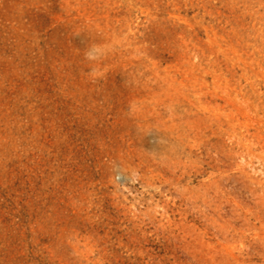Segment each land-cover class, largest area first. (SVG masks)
<instances>
[{
  "label": "rangeland",
  "instance_id": "1",
  "mask_svg": "<svg viewBox=\"0 0 264 264\" xmlns=\"http://www.w3.org/2000/svg\"><path fill=\"white\" fill-rule=\"evenodd\" d=\"M0 264H264V0H0Z\"/></svg>",
  "mask_w": 264,
  "mask_h": 264
}]
</instances>
